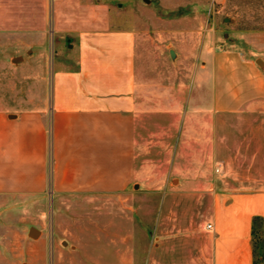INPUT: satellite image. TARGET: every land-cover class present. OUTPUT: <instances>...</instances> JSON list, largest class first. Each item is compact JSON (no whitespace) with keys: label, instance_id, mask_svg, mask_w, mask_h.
<instances>
[{"label":"crops","instance_id":"1","mask_svg":"<svg viewBox=\"0 0 264 264\" xmlns=\"http://www.w3.org/2000/svg\"><path fill=\"white\" fill-rule=\"evenodd\" d=\"M238 1L0 0V40L38 92L0 96V195L117 196L159 165L204 183L218 115L264 102L247 56L264 31L228 40L206 14ZM256 219L264 230L263 191L215 197L213 264H254Z\"/></svg>","mask_w":264,"mask_h":264},{"label":"rangeland","instance_id":"2","mask_svg":"<svg viewBox=\"0 0 264 264\" xmlns=\"http://www.w3.org/2000/svg\"><path fill=\"white\" fill-rule=\"evenodd\" d=\"M213 9L206 14L216 16L214 25L228 40L264 31V0ZM248 42L247 56L264 75V49L256 37ZM3 46L0 40V96L37 95L30 68ZM191 172L184 169L183 181L170 166L146 167L142 181L117 196L0 195V264H56V256H68L66 264H213L207 226L215 197L264 192V102L218 115L217 162L202 168L204 183L188 182Z\"/></svg>","mask_w":264,"mask_h":264},{"label":"trees","instance_id":"3","mask_svg":"<svg viewBox=\"0 0 264 264\" xmlns=\"http://www.w3.org/2000/svg\"><path fill=\"white\" fill-rule=\"evenodd\" d=\"M253 248H254V258L255 262L264 264V230L261 219H256L254 221L253 230ZM261 251L259 253V251Z\"/></svg>","mask_w":264,"mask_h":264},{"label":"water","instance_id":"4","mask_svg":"<svg viewBox=\"0 0 264 264\" xmlns=\"http://www.w3.org/2000/svg\"><path fill=\"white\" fill-rule=\"evenodd\" d=\"M38 230H36V229H31V231H30V236H32V237H36L37 235H38Z\"/></svg>","mask_w":264,"mask_h":264},{"label":"built area","instance_id":"5","mask_svg":"<svg viewBox=\"0 0 264 264\" xmlns=\"http://www.w3.org/2000/svg\"><path fill=\"white\" fill-rule=\"evenodd\" d=\"M207 229H208V230H211V229H212V226L209 224V225L207 226Z\"/></svg>","mask_w":264,"mask_h":264}]
</instances>
